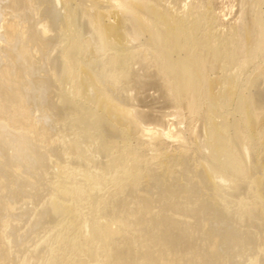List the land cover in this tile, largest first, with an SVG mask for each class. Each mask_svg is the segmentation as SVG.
Segmentation results:
<instances>
[{"label":"bare ground","instance_id":"1","mask_svg":"<svg viewBox=\"0 0 264 264\" xmlns=\"http://www.w3.org/2000/svg\"><path fill=\"white\" fill-rule=\"evenodd\" d=\"M241 1L226 26L216 0H0L4 47L24 10L51 47L14 50L40 102L0 111V264H264V0ZM135 65L187 129L144 124Z\"/></svg>","mask_w":264,"mask_h":264},{"label":"rangeland","instance_id":"2","mask_svg":"<svg viewBox=\"0 0 264 264\" xmlns=\"http://www.w3.org/2000/svg\"><path fill=\"white\" fill-rule=\"evenodd\" d=\"M215 6H216L217 13L220 14V15L219 14L218 15L221 16L220 18H222L221 21L224 22V24L226 26L232 25V24L239 26L241 24L242 17L245 14V7H244L241 0H216ZM8 13H10V8H6V10H3L0 12V36L4 32V25L6 22L5 20L9 19V16L7 15ZM14 13H15L14 16H16L18 18L17 20H20V22H23L25 20L23 22V30H24L23 35L25 38L24 42L20 41V43L18 42L19 44L15 43L14 50L21 51L22 54L24 53V56H26V57H27V54H29V53L34 54V52H35V54H36V52H37L36 58L37 59L40 58V60L44 61L46 57L45 58H43V57L51 52V47L48 46V44H47V43H49V41H47L46 43L44 42L45 44L44 43L40 44L39 38H37L38 32L33 31L34 26L37 23V21L39 20V18L35 17L32 13H30V12L28 13V11H25V10L23 12L20 11V13H19V11H18V13H17V11H15ZM21 17H23V18H21ZM32 20H33V22H32ZM40 20H43V19L41 18ZM236 21H237L238 25L236 24ZM30 22H32V23H30ZM30 30H32V33ZM17 44H18V46H17ZM4 46L5 45H3L0 42V51H2V53H3V57H0V70H3L5 72V74H8V75H5V78L0 76V79L2 78L0 80V84L4 85V86L0 85V89L2 90V91H0V100H1L0 101L1 102L0 103V107H1L0 111H1V115H5L6 113H11V112L14 113L13 118H14L15 122L18 121L19 123H21V118H22L23 114L28 115V113H29V116L34 115L35 117H38L39 113L36 110L35 105L40 102V99H37L35 101L36 103L35 102L30 103L26 99L25 88L26 87L28 88V81H26V78H25L24 66L22 65V62L20 63V61L17 63L18 60L16 59V52L12 48L4 47ZM25 48L28 49V51ZM9 50L11 53L8 52ZM37 50H39V51H37ZM45 53H47V54L45 55ZM14 58L16 61L14 60ZM36 58H34V59H36ZM48 61L50 63V66H52L53 63L55 62V60L51 56H50V58H48ZM14 62L17 64H15ZM26 63L27 64L32 63V59H30V57H28ZM13 65H15V68L17 70H15L14 74H13V72H10L12 74H9L10 70L8 71V69H11V67ZM18 67H21V68H18ZM18 69H21V70H18ZM134 69H135V72L140 76L141 79L137 80L136 87L133 90H131L129 93L130 105L134 108V110L142 113V116H143L142 119H143L144 124H146L148 126L150 125L151 127L157 126L158 128L164 129V130H167L168 126H170V125H172L171 128H173V130L175 128H178L181 130L187 129L188 125H187L186 118H185L186 117V109L181 108L178 111V117L174 116V114H173L175 111L174 105L165 96L162 89L158 85V83L155 79V73L151 72V71L145 72L140 65H135ZM22 73H23V75H22ZM141 74H143V75H141ZM14 75H16L17 77ZM12 76H13V78H12ZM18 76H20V77H18ZM32 80L35 82L36 81H42V76H37V75L33 76ZM3 81H5V82H3ZM6 81H8V83ZM14 84H16L17 86H14ZM146 84H148V85H146ZM25 85H27V86H25ZM142 85H144V86H142ZM23 86H25V87L23 88ZM10 87H12V88H10ZM21 88L25 91L24 92L25 94L23 93V90ZM9 90L11 92H8ZM3 96H4V98H3ZM2 103H3V105H1ZM2 121L4 122V120L1 117L0 122H2ZM158 122L160 125L158 124ZM11 157H13L12 154H11Z\"/></svg>","mask_w":264,"mask_h":264}]
</instances>
